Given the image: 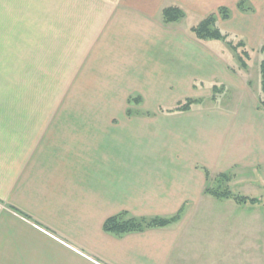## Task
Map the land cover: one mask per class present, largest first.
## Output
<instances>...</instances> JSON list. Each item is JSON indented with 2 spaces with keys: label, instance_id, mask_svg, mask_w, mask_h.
Segmentation results:
<instances>
[{
  "label": "crops",
  "instance_id": "1",
  "mask_svg": "<svg viewBox=\"0 0 264 264\" xmlns=\"http://www.w3.org/2000/svg\"><path fill=\"white\" fill-rule=\"evenodd\" d=\"M239 1L57 0L48 31L62 53H98L117 42L111 49L124 55L114 63L121 79L98 77L103 88L94 95L108 90L105 115L124 120L119 129L132 135L149 134L150 142L116 143L112 129L97 126L0 129V264H264V203L238 205L205 194L226 174L232 193L256 198L252 174L264 173L260 70L254 92L248 67L238 69L225 43L226 49L202 45L192 27L180 25L187 14L207 17ZM247 2L251 14L238 11L236 32L264 33V0ZM168 7L183 11L177 25L159 21ZM143 72L147 82L138 79ZM79 78L71 84L83 85ZM206 85L225 92L215 101L211 93L192 96ZM186 96L202 100L198 110L159 113ZM136 97L141 104H128ZM147 102L158 106L157 117L127 115ZM179 212L180 220L166 228L119 238L103 231L120 213L167 218Z\"/></svg>",
  "mask_w": 264,
  "mask_h": 264
},
{
  "label": "rangeland",
  "instance_id": "2",
  "mask_svg": "<svg viewBox=\"0 0 264 264\" xmlns=\"http://www.w3.org/2000/svg\"><path fill=\"white\" fill-rule=\"evenodd\" d=\"M56 2L57 0H0V129H93L97 126L101 129H112L113 141L116 143L150 142L146 140L150 137L149 134L135 133L132 135L133 133L129 129H119L124 127V120L105 115L112 102L109 100L110 95L107 97L108 90L99 94L100 96L94 95L95 89L98 91L103 88V84L97 80L98 77L121 79V75L115 76V72L119 73L120 69L114 63L120 64L124 55H121L122 52L111 49L112 45H117V42H113L111 39V43L98 49V53H91L87 49V54H84L85 51L82 50L85 47L84 44L76 40L79 44L77 49L80 48L83 53L73 52L71 48L66 49L68 53H62L57 45L59 38L55 37L54 32L50 36L48 31L52 28L49 20L54 19L52 14L54 13L53 9L57 8ZM249 3L247 6L251 9ZM229 11L230 20H218L217 28L223 33L230 34L234 43L239 41L244 43L245 51L249 54L246 63L252 82L251 86L255 92L259 87L260 64L264 60V54L259 53V49L264 45V33L256 32L251 35V30L247 31L248 33H241V30L240 33H237L236 30H239L240 25L237 20L240 18L237 15L239 12L232 7L229 8ZM242 13L241 15H245V12ZM247 13L251 14V10ZM159 18L161 22V13ZM204 18L187 14L186 20L182 21L180 25L183 29L189 30ZM246 26L248 27V25ZM191 37L195 39L192 33ZM201 43L209 47H224L226 49L223 42L201 41ZM260 44L262 45L259 46ZM215 51L217 52L216 49ZM241 51L239 50V52ZM232 53L235 57L233 61L235 64L238 61V56L236 53ZM86 58L89 61H86ZM84 60L90 64L87 69L83 66ZM107 64L114 65V69L100 71L101 66ZM238 69L241 70L242 66H238ZM83 71L85 72L83 73ZM143 73L139 75L138 79L146 82L150 80L149 77L146 79V75ZM91 74L95 75L91 76ZM90 76L91 78H89ZM76 77H80L81 80L84 78L83 85L71 84V80L75 81ZM213 86L206 85L205 88L202 86L204 90L202 89L198 91L197 95L192 96L197 98L196 96L208 93L212 95ZM223 92L225 90H222L221 93ZM182 98L181 102L192 97ZM147 105H145L147 108H131V113H139L144 117L150 114V118L157 117L159 115L156 110L158 106L153 104L154 108H152V104L150 105L148 102ZM198 109L199 107L194 108V110ZM119 136H122V139H119ZM252 175L257 177L255 179L257 187L254 188V194L251 193V195L256 198L264 197V173L262 176L258 172ZM243 192L245 191H235L236 194H246ZM260 211L263 216L264 205Z\"/></svg>",
  "mask_w": 264,
  "mask_h": 264
},
{
  "label": "trees",
  "instance_id": "3",
  "mask_svg": "<svg viewBox=\"0 0 264 264\" xmlns=\"http://www.w3.org/2000/svg\"><path fill=\"white\" fill-rule=\"evenodd\" d=\"M247 0H240L236 8L240 12H250V7L247 6ZM184 18V13L179 7H168L161 11V21L165 25L178 24ZM230 19V11L226 8H219L215 13L205 17L198 25L190 29L191 33L199 41H218L225 43L234 53L237 54L238 60L242 68L246 69V60L249 59V54L245 51V46L242 41L234 43L231 39V35L223 33L217 28L218 20L226 21ZM239 50H242L239 52ZM259 53L264 54V45L259 49ZM261 73V85L263 99L260 101L259 107L264 108V60L260 64ZM224 90V87H212L211 100L215 101L216 97ZM202 102L201 99H186L183 102L177 103L173 108L164 109L160 108L159 113L162 114H175L186 113L191 111L194 107L198 106ZM136 105L141 104L140 97L131 99L128 104ZM127 115H131L130 110L127 111ZM147 116H150L147 115ZM205 176L208 178L209 173L205 171ZM217 186L214 188H206L205 194L217 199V200H233L238 205H259L264 203V197L261 198H249L243 195H236L231 192L227 186L229 183V176L226 174H220L216 178ZM181 218V212L174 216L167 218H129L126 213L117 214L107 219L103 224V231L106 234L122 237L128 234L141 233L150 229H161L169 227L177 223Z\"/></svg>",
  "mask_w": 264,
  "mask_h": 264
}]
</instances>
